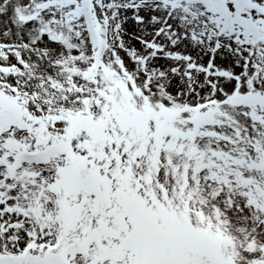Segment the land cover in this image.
<instances>
[{"label": "snow or ice", "instance_id": "snow-or-ice-1", "mask_svg": "<svg viewBox=\"0 0 264 264\" xmlns=\"http://www.w3.org/2000/svg\"><path fill=\"white\" fill-rule=\"evenodd\" d=\"M0 264H264V0H0Z\"/></svg>", "mask_w": 264, "mask_h": 264}]
</instances>
